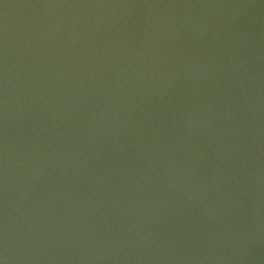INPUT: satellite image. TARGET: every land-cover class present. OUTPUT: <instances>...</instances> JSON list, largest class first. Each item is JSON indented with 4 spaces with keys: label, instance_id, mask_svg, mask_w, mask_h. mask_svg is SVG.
Here are the masks:
<instances>
[{
    "label": "water",
    "instance_id": "obj_1",
    "mask_svg": "<svg viewBox=\"0 0 264 264\" xmlns=\"http://www.w3.org/2000/svg\"><path fill=\"white\" fill-rule=\"evenodd\" d=\"M0 264H264V0H0Z\"/></svg>",
    "mask_w": 264,
    "mask_h": 264
}]
</instances>
